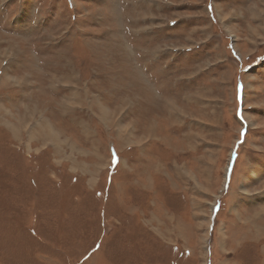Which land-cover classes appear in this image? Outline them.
Here are the masks:
<instances>
[{
    "label": "rangeland",
    "instance_id": "374dc122",
    "mask_svg": "<svg viewBox=\"0 0 264 264\" xmlns=\"http://www.w3.org/2000/svg\"><path fill=\"white\" fill-rule=\"evenodd\" d=\"M209 263L264 264V0H0V264Z\"/></svg>",
    "mask_w": 264,
    "mask_h": 264
},
{
    "label": "crops",
    "instance_id": "0c3cea01",
    "mask_svg": "<svg viewBox=\"0 0 264 264\" xmlns=\"http://www.w3.org/2000/svg\"><path fill=\"white\" fill-rule=\"evenodd\" d=\"M256 238H257V236H256ZM258 239V238H257ZM258 240H260V239H258Z\"/></svg>",
    "mask_w": 264,
    "mask_h": 264
},
{
    "label": "bare ground",
    "instance_id": "6f19581e",
    "mask_svg": "<svg viewBox=\"0 0 264 264\" xmlns=\"http://www.w3.org/2000/svg\"><path fill=\"white\" fill-rule=\"evenodd\" d=\"M253 31V30H252ZM255 31V30H254ZM14 41V40H13Z\"/></svg>",
    "mask_w": 264,
    "mask_h": 264
},
{
    "label": "built area",
    "instance_id": "2783aa9c",
    "mask_svg": "<svg viewBox=\"0 0 264 264\" xmlns=\"http://www.w3.org/2000/svg\"><path fill=\"white\" fill-rule=\"evenodd\" d=\"M209 264H211V263H209Z\"/></svg>",
    "mask_w": 264,
    "mask_h": 264
}]
</instances>
